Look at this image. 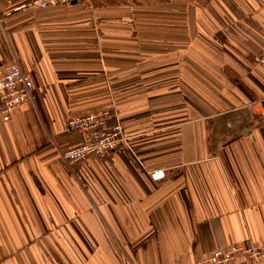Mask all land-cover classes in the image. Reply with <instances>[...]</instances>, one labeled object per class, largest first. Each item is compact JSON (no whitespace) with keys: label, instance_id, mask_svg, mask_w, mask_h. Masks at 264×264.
Listing matches in <instances>:
<instances>
[{"label":"crops","instance_id":"1","mask_svg":"<svg viewBox=\"0 0 264 264\" xmlns=\"http://www.w3.org/2000/svg\"><path fill=\"white\" fill-rule=\"evenodd\" d=\"M27 2L0 0V68L34 85L0 114V264H196L264 243V105L248 108L264 0ZM99 111L127 144L69 165L70 119Z\"/></svg>","mask_w":264,"mask_h":264},{"label":"built area","instance_id":"2","mask_svg":"<svg viewBox=\"0 0 264 264\" xmlns=\"http://www.w3.org/2000/svg\"><path fill=\"white\" fill-rule=\"evenodd\" d=\"M96 0H28L18 9H45L59 5H70L72 3L93 4ZM11 14V12L7 13ZM254 63L264 71V48L254 58ZM34 85L28 73H26L18 62L0 68V114L5 121L12 119L16 109L28 103L33 94ZM257 105L263 106L262 100L252 102L249 109ZM107 112L88 113L73 117L69 126L82 133L83 142L63 153L62 158L69 164L81 162L91 155H103L116 151L121 145L127 144V137L119 122L111 128L107 127ZM151 177L162 180L166 177L165 170H154ZM253 259L261 261L264 259V243H252L249 245H234L229 248L213 250L205 257L199 258L196 264H229L234 261Z\"/></svg>","mask_w":264,"mask_h":264},{"label":"rangeland","instance_id":"3","mask_svg":"<svg viewBox=\"0 0 264 264\" xmlns=\"http://www.w3.org/2000/svg\"><path fill=\"white\" fill-rule=\"evenodd\" d=\"M99 112H107V111H99ZM94 113H98V112H94ZM108 113V115L110 116V114H109V112H107ZM109 118V117H108ZM121 124V123H120ZM122 126V125H121ZM123 128V127H122ZM123 132H124V129H123ZM125 135V134H124ZM126 136V135H125ZM126 142H128V138H127V140H126ZM81 144V143H80ZM79 144V145H80ZM78 146V145H77ZM71 149V148H70ZM67 150H69V149H67ZM67 150H65V151H67ZM64 151V152H65ZM63 152V153H64ZM107 154V153H106ZM103 155H105V154H103ZM62 156H63V154H62ZM95 156H99V155H95ZM82 162V161H81ZM81 162H78V163H81ZM163 170V169H162ZM150 175H151V173H150ZM250 260H253V259H250ZM254 261H256V260H254Z\"/></svg>","mask_w":264,"mask_h":264}]
</instances>
